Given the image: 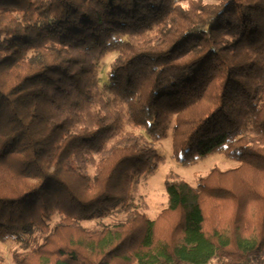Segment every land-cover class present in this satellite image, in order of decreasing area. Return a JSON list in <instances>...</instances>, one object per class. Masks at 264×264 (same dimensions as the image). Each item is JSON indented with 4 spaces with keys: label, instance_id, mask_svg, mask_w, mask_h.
<instances>
[{
    "label": "trees",
    "instance_id": "1",
    "mask_svg": "<svg viewBox=\"0 0 264 264\" xmlns=\"http://www.w3.org/2000/svg\"><path fill=\"white\" fill-rule=\"evenodd\" d=\"M169 132L184 165L215 152L240 165L196 185L170 174L151 219L131 191L161 161L149 138ZM248 167L264 171V0H0V243L19 242L13 264H264V190L249 180L241 196ZM119 207L120 222L82 223Z\"/></svg>",
    "mask_w": 264,
    "mask_h": 264
},
{
    "label": "rangeland",
    "instance_id": "2",
    "mask_svg": "<svg viewBox=\"0 0 264 264\" xmlns=\"http://www.w3.org/2000/svg\"><path fill=\"white\" fill-rule=\"evenodd\" d=\"M183 2V0H179ZM117 56V52H109L101 60L99 66V80L101 92H105L109 83L110 70L113 61ZM126 128L130 129L128 125ZM149 140L158 150L161 161L158 167L152 171L146 172L138 177L131 191L130 201L136 205L138 209L146 213L149 218L155 219L159 213L166 207L168 203V193L165 186V180L170 174H174L178 179H184L192 185H196L198 179L206 176L213 168L228 170L238 167L240 162L236 159L228 158L220 152L211 153L205 157H198L194 163L184 165L172 157V135L168 133L167 137L161 140ZM94 169L92 168L91 171ZM264 171L255 167H248L243 171L244 180L241 181V196L245 194V188L250 180L255 189L264 190ZM247 207L255 208L259 211L256 204L247 203ZM227 208L219 207L216 215L220 219H225ZM256 212V210H255ZM126 212L122 207L114 209L110 214L103 218L84 220L82 223L86 227H96L99 223L114 224L125 219ZM60 215L56 214L54 220H59ZM160 228L161 232L166 229L168 220ZM15 249H19V242L15 240H7L0 243V256L3 264H13L12 254Z\"/></svg>",
    "mask_w": 264,
    "mask_h": 264
}]
</instances>
